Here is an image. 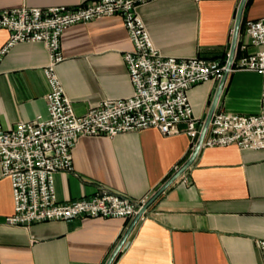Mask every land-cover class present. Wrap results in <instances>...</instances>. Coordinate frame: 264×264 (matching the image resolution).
Listing matches in <instances>:
<instances>
[{"label":"crops","instance_id":"0c3cea01","mask_svg":"<svg viewBox=\"0 0 264 264\" xmlns=\"http://www.w3.org/2000/svg\"><path fill=\"white\" fill-rule=\"evenodd\" d=\"M92 1L0 0V10L77 7ZM242 2L152 0L142 4L139 13L163 55L201 56L227 63ZM263 16L264 0H246L233 69L214 114L260 110L263 77L238 69L235 63L244 53L241 44L249 40L246 21ZM8 39V31L0 29V53ZM132 47L120 15L77 23L64 31V59L57 72L78 114L104 99L133 94L124 60ZM256 49L250 46L248 51ZM48 63L49 52L42 42H19L2 54L0 122L5 128L47 116L46 97L51 88L44 69ZM221 77L188 91L202 127ZM197 143L193 145L185 131L165 135L155 127L114 137L82 136L73 149L74 173L60 171L55 176L57 197L71 201L103 186L147 203L188 161ZM13 211L11 180L0 165V264H107L135 219L78 217L17 226L5 221ZM261 240L264 149L202 146L193 163L134 225L111 264H264Z\"/></svg>","mask_w":264,"mask_h":264},{"label":"built area","instance_id":"2783aa9c","mask_svg":"<svg viewBox=\"0 0 264 264\" xmlns=\"http://www.w3.org/2000/svg\"><path fill=\"white\" fill-rule=\"evenodd\" d=\"M152 0H95L81 6H23L0 10V29L9 39L0 61L19 42H42L49 52L44 69L50 84L47 116L22 120L11 128L0 122V165L11 180L14 211L5 221L11 225L72 220L78 217L132 218L146 203L100 186L89 196L62 202L56 193L55 176L74 173L73 149L82 136L114 137L150 127L171 135L185 131L196 145L202 125L194 115L188 91L194 85L219 79L226 69L220 59L201 56H165L156 47L139 13ZM200 1V0H195ZM120 15L132 42L124 53L134 92L126 98H107L78 114L57 72L64 59L61 37L77 23ZM248 42L236 61L238 69L263 77L261 107L256 113L217 111L203 146L237 145L242 149H264V16L245 23ZM257 47L249 52V47ZM233 69V67H232ZM185 125V128H181ZM264 255V240L259 241Z\"/></svg>","mask_w":264,"mask_h":264},{"label":"water","instance_id":"95a60500","mask_svg":"<svg viewBox=\"0 0 264 264\" xmlns=\"http://www.w3.org/2000/svg\"><path fill=\"white\" fill-rule=\"evenodd\" d=\"M246 0H243L239 11H238V15H237V20H236V25H235V31H234V38H233V43H232V48H231V52L230 55L228 57L227 63H226V69L221 77V81L220 84L218 86V90L215 94L214 100L212 102L209 114L207 116V119L205 121V124L203 125L202 129H201V133L199 136V140L197 143V146L195 148L194 153L192 154V156L188 159V161L147 201L146 204H144L140 210L138 211V213L135 215V219L133 221V223L131 224V226L128 228L127 232L125 233L124 237L122 238L121 242L119 243V245L117 246V248L115 249L114 253L112 254L111 258L108 260L107 264H111L114 260V258L116 257V255L118 254V252L120 251V249L122 248V246L124 245V243L126 242V239L128 238L130 232L132 231L134 225L138 222V220L143 216V214L147 211L148 207L158 198V196H160L195 160L198 152L200 151L201 147L203 146V142L204 139L207 135L213 114L216 110V107L218 105L222 90L224 88V84L226 82V79L230 73V71L232 70V66L234 64V60H235V54H236V48H237V44H238V39H239V32H240V27H241V23H242V16H243V9H244V5H245Z\"/></svg>","mask_w":264,"mask_h":264},{"label":"rangeland","instance_id":"374dc122","mask_svg":"<svg viewBox=\"0 0 264 264\" xmlns=\"http://www.w3.org/2000/svg\"><path fill=\"white\" fill-rule=\"evenodd\" d=\"M221 61H222V60H221ZM222 64H224V65H225V64H226V60H225V62H224V60H223V61H222Z\"/></svg>","mask_w":264,"mask_h":264}]
</instances>
